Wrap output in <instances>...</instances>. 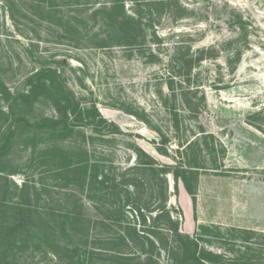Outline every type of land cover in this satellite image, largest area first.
Here are the masks:
<instances>
[{
  "label": "rangeland",
  "instance_id": "374dc122",
  "mask_svg": "<svg viewBox=\"0 0 264 264\" xmlns=\"http://www.w3.org/2000/svg\"><path fill=\"white\" fill-rule=\"evenodd\" d=\"M112 1L50 0V7L49 0H0V110L14 107L18 94L30 89L28 78L48 68L55 73L54 88L46 97L40 91L36 120H61L57 111L72 102L76 110L95 107L121 132L103 124L97 132L81 126L73 109L64 119L76 126L74 132L18 129L0 158V191L11 193L8 204L24 207L28 194L29 204L54 215L49 226L58 228L63 214L77 221L66 236L58 230L54 237L70 245L60 261L50 252L51 232L41 245L24 225L25 235L11 240L12 220L3 219L0 207V264H77L71 261L73 244L86 254V264H124L118 255L132 264H184L172 235H150L152 220L143 224L134 206L125 204L126 195L139 196L146 217L155 216L147 211L158 204L159 177L135 166L147 160L136 148L156 169L182 162L204 167L186 174L197 193L194 207L181 180L166 176L167 208L181 234L200 239L199 246L226 257L225 264H264V0L147 1L138 9L147 23L144 52L116 46L120 38L110 39L109 49L97 47L110 18L103 5L110 8ZM122 4L133 15L132 2ZM238 17L245 30L238 29ZM210 46L217 51L193 67L189 89L183 84L180 91L175 78L172 97L167 82L179 64L173 57L187 47L192 53ZM233 51L240 58L227 62ZM126 110L143 111L152 129ZM10 122L0 115V143L8 141ZM194 135L195 144L182 152L179 145ZM163 137L167 146L160 145ZM70 163L79 170L72 172ZM25 185L30 190L19 191ZM125 226L135 227L138 236L127 234ZM146 236L157 241V249L151 250Z\"/></svg>",
  "mask_w": 264,
  "mask_h": 264
},
{
  "label": "trees",
  "instance_id": "16d2710c",
  "mask_svg": "<svg viewBox=\"0 0 264 264\" xmlns=\"http://www.w3.org/2000/svg\"><path fill=\"white\" fill-rule=\"evenodd\" d=\"M130 1L132 2L134 7L132 11L133 15H129L124 11L122 4L123 0H113L111 2L110 8H108L106 5H103L105 6V10L109 11L107 15L110 16V18L106 20V27L102 32L106 37L105 41L102 44L97 45V47L101 49H109L115 44L116 46H121L124 50L125 49L129 50L130 52H132L137 47H138V51L144 52L143 51L144 48L140 49V47L144 46L145 39L148 36L147 27H145L147 23L143 22L141 13L138 12V9L142 8V4L147 3V1L157 4V2H162L163 0H130ZM45 2L46 1H44V3ZM54 3L55 2H50L49 0L48 5L50 7H53ZM236 23L239 25L238 28L239 30H245L246 24L241 20V17H238L236 19ZM150 36L152 38L154 37L155 40L157 39L155 33H151ZM95 37H98V35H96ZM117 38H120L121 42H116L114 44L108 43L110 39L117 40ZM231 43L232 41L228 42L226 45L230 46ZM175 49H177V52H181L179 50H182L183 47L177 45ZM190 50L191 49L187 47L185 48V51H183L182 54L179 56V58L176 59V57H173V62L175 63L178 62L179 64L173 68V74L172 76H169L167 82L168 84L167 89L171 92L172 97H173V93H175L173 92L174 90L172 87L174 81H176L175 78L176 77L179 78V80H177V86L180 87V91L184 92L185 87L182 85L185 84L188 86V84L190 83L189 75L193 67L198 63H200L204 59V57L206 56L212 57L217 51L213 46H210L208 48L196 49L192 53H190ZM228 53L229 56L227 62L228 60L231 59H235V61H238V59L240 58L239 53H237V51L228 52ZM54 75L55 73L52 70L48 68H44L41 71H39L37 74H35L33 77L28 78V83L30 87L29 91H27V93H23V92L19 93L18 96L14 99V103H15L14 107H10L7 113L2 112L0 110V115L5 119L10 118L11 121L6 126L7 136L5 138L6 139L8 138V141H6L5 143L3 142L0 143V158L9 152L11 145L10 141L12 140L13 136L15 135L16 132H18V129L20 128L30 127L32 128L33 131L39 132V130H43L48 127L49 128L48 132L59 131V132H63V134L74 132L75 130L74 128L76 126L67 125L64 119L70 114V111L73 109V107H75L72 102H69L68 104L69 108H67V106H64L61 108V110L57 111V113L59 114V119L61 120H49V118L36 120L35 116L33 115L34 104L38 100V97L40 96V91L43 90L45 92V94L43 95H45L46 97L48 94L47 93L48 89L50 87L54 88V82H55ZM50 82H51V86H50ZM187 89H189V86ZM158 93H160V91ZM28 103H30V105ZM73 113L78 115L77 119L80 121L81 126L92 127L94 132H97L98 125L103 124L107 127H112L114 129V133H121L118 127L115 124L105 120L99 114V112H97L95 107L87 108L84 109L83 111L80 109L76 110L75 108L73 109ZM126 113L135 116L138 120L144 122L149 128L152 129L147 119L148 115L145 114L143 111H141V113H138V112H132L130 110H126ZM28 118L32 119L35 122L33 124L29 123ZM86 119H87V123L84 122L86 121ZM195 136L196 135H194V140L190 141L189 139H187L184 143H182V145H179V147L182 148L181 149L182 152L184 150L190 149V147L195 144L194 143L196 141ZM83 138H85V136H83ZM161 140L162 142L160 143V145H165V146L168 145L169 140L167 138L163 137ZM82 150L85 151V149ZM156 150L157 152H159V154L163 156L168 157L169 155V153L166 150H162L158 146L156 147ZM135 152L139 155L140 154L143 155L147 159L146 161L142 163H138V165L135 166L137 168L139 167L144 168L146 173L153 172L154 174H156V177H159V181H160L159 192L156 198V200L158 201V204L156 205L157 207L153 208L150 211H147L148 213H155V216L150 215V217H146V215L142 212L144 210L140 205L141 203L140 200H138L139 196L133 197L135 200H132L131 196L126 195L125 204H131L134 206V209L141 217L143 224H145L146 221L145 219L147 218L152 220V227L154 229H152V231H150L149 234L157 237L158 239L160 238V235H164V236L172 235V237L176 240V242H178V246H177V249L179 250L178 257L182 260V263L184 264H225L226 257H224L221 254L200 247L199 246L200 239H198L197 237L194 236L190 237L188 235H183L179 232L178 223L173 222V218L171 217L170 211L168 210L166 204L168 200V181L166 176L167 174H171L175 181H178L179 179L181 180L187 194L191 197V201L194 207L197 193H195V191H193L190 188L188 184V180L186 178V174H192V175L197 174V172H199V170L201 168L203 169L204 167L193 166L188 162H184V163L182 162L180 163V165H175V166L161 164L156 169L155 167L158 166L156 165V162L143 150H141L140 148H136ZM74 155H75L74 153L71 154V156ZM69 169H71L72 172H77L79 170V166L77 164L70 163ZM97 177H98L97 175L94 176L95 179H97ZM103 182L104 180L101 179L98 180L97 183L103 184ZM103 186L106 187V185ZM115 186L117 188L118 184H115ZM24 187L25 188H21L19 191L22 192V191L30 190L28 186L25 185ZM113 188L115 187L113 186ZM128 192H130V190H128ZM7 194H11V193L7 192L6 188H3L0 191V207H2L3 209L2 211V216L4 217L3 219L5 218L8 219L10 217L12 220L10 222V226H12L10 232L15 231V234L12 237L11 235H9V238L11 240L14 238L13 239L14 242L17 241L15 238L17 235H19L20 237H23L25 235L23 234V230L21 229L22 227H24V225H28L29 227L32 228L30 229V231H26V232L32 235V237L37 239V241H39V243L43 245L45 243V240L48 239L47 235H49V232H51L50 236H52L53 239L55 235L59 233V231H62L63 234L66 236L67 227L71 226V224H74L75 221H77L76 216L72 218V216L63 214V216H60L61 221L58 225V228L55 227L54 226L55 223L52 224V222H51L52 226H49L50 224L48 218L54 215H48V214L45 215L44 213L40 212L38 207H33L31 204H29L30 197L28 194H25V196H23L25 198V202L22 203L24 207H20V204L18 203H16L18 206H15L14 204L13 207H10L12 205H9L11 204L8 200L10 199V197H7ZM113 194L116 195L117 198L119 197V193L114 191ZM146 205L149 206V204ZM10 208L13 209L11 216H6V213ZM162 220L164 221V223H160V221ZM160 224L162 225L159 226ZM131 230L132 232H134V235L137 237L138 235L137 233H135L136 232L135 227L134 229L133 228L131 229L130 227L125 226V232L127 234L131 233ZM146 237L147 238L145 237L143 238L147 239L148 242H150L151 250L157 249V247L155 246L156 245L155 243L157 241L151 239L149 240V236ZM53 239H50L52 244H54L53 246H50L48 241L46 243L51 247L50 252L56 256L57 260L61 261L63 251L66 250L69 252L70 245L69 244L59 245L58 240L54 239L53 241ZM122 242L125 243V237H122ZM73 246L74 248L71 250V253L73 254V258H75L76 260L74 261L71 259V261H73L72 263L86 264V259H87L86 254L79 253L80 248H78L74 244ZM117 258L119 260H122L124 264H132L128 262V260L131 259L124 258V255H118Z\"/></svg>",
  "mask_w": 264,
  "mask_h": 264
}]
</instances>
